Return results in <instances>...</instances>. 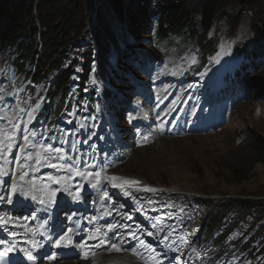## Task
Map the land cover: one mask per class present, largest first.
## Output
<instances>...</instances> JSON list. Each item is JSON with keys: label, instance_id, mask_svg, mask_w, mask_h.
<instances>
[{"label": "rangeland", "instance_id": "1", "mask_svg": "<svg viewBox=\"0 0 264 264\" xmlns=\"http://www.w3.org/2000/svg\"><path fill=\"white\" fill-rule=\"evenodd\" d=\"M53 1L58 3L60 0ZM69 1L77 3L80 8L75 12L76 17L68 19L71 15L60 16L53 9L51 16L54 22L49 23L52 29L55 27V31L63 26L66 33L69 32L63 69L75 70L78 75L82 54L91 50L87 55H91L94 61L93 71L88 76L90 83L84 85V92L94 91L99 101L104 91L112 93L106 105V114L100 115L97 122L102 132L109 129L113 133L111 141H101L100 148L95 146L96 153L91 152L88 157L89 152H86L83 160L80 155L76 158L82 161L85 168L93 170L88 176L95 175V181L94 176L89 178L94 181L93 186L102 185L101 188L109 191L123 192L122 195L110 192L114 203L123 197L129 200L137 196L146 201H160L161 207L183 205L180 203L184 202L190 210L186 219L177 224L179 227H173L165 234L163 228L156 227L162 216L166 215L150 214L143 220L142 229L146 234H149L150 227L154 229L155 232L151 233L160 237V245H154L152 253L148 255H144L138 245L126 254L137 256L136 260L145 264H210L217 256L229 262L234 255L233 240L251 227L253 232L260 228L261 239L247 249L242 248L237 258L241 259L240 264H248L247 255L252 248L255 260L264 258V116L261 117L262 110L264 115V67L248 73L246 77L243 73L236 77V69L244 63L238 49L241 45L251 46L256 39L254 25H263L264 0H231L223 5L222 9L237 19L234 23L228 19L213 21L205 33V38L212 41L213 53L204 54L199 45L191 41L166 56L156 49L153 38L156 23L153 20H147L144 26L132 24L131 11L142 0H124V5L130 3L127 5V9L131 7L130 10H126L118 0H113L114 3L111 0ZM120 5L123 9L121 16L118 10ZM36 6H33V11H36ZM152 7L142 6V9L150 11ZM41 13L43 17L44 11ZM74 19L76 26L79 23V29L73 23ZM38 20L37 28L44 29L41 19ZM99 35L108 44L103 56L97 51ZM193 56L197 61L195 64L191 63ZM10 60L0 55V144L7 141L6 137L9 136L6 146L9 168L12 171L23 168L21 160L27 158L34 172L40 171V165L51 168V172L59 169L73 171L74 155L66 148H58L60 151L56 152L50 145L43 147L44 140L36 133L40 129L36 118L41 112L43 99L30 102L47 86L41 84L27 89L29 80L16 76ZM261 61H264V57ZM101 67L104 68V79L98 78L97 71ZM192 67L196 70L201 67L198 74L204 76L203 97L209 94V85L219 81L223 91L250 92V101L244 103L258 104L256 107L259 106L260 115L250 112L248 106L241 103L232 111L233 115L227 122H215L218 113L214 108L212 116L207 115L206 128L192 132L177 123L176 128L172 129L173 115L179 118L185 111L186 116H190L196 110L190 102V87L185 85L182 91L180 82ZM28 69H31L30 66ZM225 72L229 73L224 75ZM58 75L57 69L50 71L53 79ZM79 84L80 78L76 76L68 90L75 93L80 88ZM224 84L228 87L224 88ZM17 101H23V106L18 109L15 105ZM171 104L176 105L172 112L169 110ZM251 107L256 111L255 105ZM83 108L87 114V105ZM148 113L153 115L159 132L169 140L163 143L156 141L145 152H138L144 148L133 151L132 142L141 127L137 125L138 120L136 125L132 120L144 117L139 124L150 132L146 135L150 137L155 125ZM76 118V109H73L66 112L63 118L58 117L52 127L66 129L69 133L73 126L71 120ZM237 122L239 125L235 127ZM230 126H233L232 129ZM101 136V133L96 135V143ZM78 137L81 138L80 135ZM26 148L32 150L26 152ZM118 163L119 166L115 168ZM108 174L115 177L120 175L122 179L117 183ZM125 180L139 183L126 184ZM114 184L121 186L114 187ZM150 188L154 189L151 193L147 190ZM161 192L170 195L160 196ZM148 204L153 206V203ZM221 209L226 210L224 215L232 216V222L229 230L223 233L226 235L221 237L218 247H212L210 243L220 233L215 230L213 235L206 236L205 230L212 227L211 218ZM191 219L192 222H189ZM150 220L154 222L153 226ZM176 220L174 216L161 223L168 229ZM144 242L147 243V239Z\"/></svg>", "mask_w": 264, "mask_h": 264}, {"label": "trees", "instance_id": "2", "mask_svg": "<svg viewBox=\"0 0 264 264\" xmlns=\"http://www.w3.org/2000/svg\"><path fill=\"white\" fill-rule=\"evenodd\" d=\"M111 1L114 3L113 0ZM119 1L124 5V0ZM230 1L155 0L152 3L153 0H142L131 11L132 24L144 26L147 20H153L156 23L153 31L156 49L164 56L191 41L196 42L204 54H211L215 51L214 46L210 39L205 38V33L210 29L214 20L228 19L231 23L236 21L237 17L230 16L222 9L223 5ZM128 4L130 3L124 5L126 10L131 8L127 9ZM35 5L37 9L33 11ZM151 5L152 9L146 11L145 9ZM77 6V3L74 4L69 0H60L58 3H54L53 0L37 2L36 0H0V55L6 53L9 55L4 57L11 59L16 75H25L27 79L32 80L33 84H40L53 79L50 77L51 70L59 71L56 79L50 83L47 82L49 84L46 91L38 95L44 99L41 112L36 118L40 125L36 133L40 139L44 140L43 146L50 145L54 149L66 148L74 156H77L81 149L89 150L90 145L94 144L96 134L100 130L96 128L97 121L100 115L106 114V105L112 96V93L106 90L101 94L99 102L94 91L84 92V85L90 83L88 76L93 71L94 61L91 55H87L91 50L87 54L85 52L82 54L81 71L78 75L75 70L63 69L65 49H67L70 36L63 26L55 31V27L52 29L49 25L54 22L51 10L54 9L60 16L69 17L71 15L68 19L73 20V17H76L75 12L80 9ZM142 6L146 8L142 9ZM118 10L121 16L123 14L121 5ZM41 11H44L43 17ZM38 19H41L44 29L37 28ZM73 23L76 26L75 19ZM77 24L76 28L79 29V23ZM254 28L256 32V39L253 42L256 45L255 50L258 48L264 50V21L262 26L256 24ZM106 43L104 37L99 35L97 49L99 55L103 56L105 46H108ZM239 51L245 59L255 56L254 50L248 45H241ZM29 66L31 70H28ZM97 74L99 79H104V68L101 67ZM76 76L80 78V88L72 94L68 88ZM85 105L88 107L87 114L83 110ZM73 109H76L77 118L73 120L75 126H72L70 133L67 134L62 128H51L58 117L63 118L66 112H71ZM84 115H86L85 119H83ZM78 135L81 136L80 139ZM82 137L85 139L84 142ZM252 145L255 146L254 143ZM220 211L224 215L226 210L221 209Z\"/></svg>", "mask_w": 264, "mask_h": 264}, {"label": "bare ground", "instance_id": "3", "mask_svg": "<svg viewBox=\"0 0 264 264\" xmlns=\"http://www.w3.org/2000/svg\"><path fill=\"white\" fill-rule=\"evenodd\" d=\"M133 39V38H132ZM128 41V40H127ZM245 73L244 75H246ZM250 95V94H249ZM245 97L244 94L236 93L234 95V100H237L239 98ZM248 100L251 98V96H247ZM247 102V101H246ZM241 105H247L250 112L255 113L256 111L254 108H249L250 106L256 107L258 104H253V103H242ZM239 106V105H238ZM263 110L261 111V117L264 116ZM149 118H151L154 121L155 128L152 127L151 131V136L146 137L150 132L146 131L144 128H141L137 134L134 136L133 140V151L142 150L138 152H145L146 150L150 149L152 145L155 144L156 141H160V143L165 142L166 140H169L164 137L163 133L159 132L158 127L156 126V121L153 119V115L151 113L147 114ZM241 118V116L239 117ZM144 117L139 116L137 119L132 120L134 125H136V121L138 120L137 124H139L141 121H144ZM242 120V119H241ZM174 121V126L177 125V120ZM227 122L228 120H224ZM241 123V122H240ZM238 122L236 123L235 127L238 126ZM153 126V125H152ZM151 127V126H150ZM148 127V128H150ZM233 126H230L232 129ZM264 127V125H262ZM7 141L9 140V136L6 137ZM7 141H2L0 144V205L5 204V203H17V202H31L32 203H47L49 204L50 202L53 205H61V202L63 199H66L67 197V192L70 191L71 186L69 184V179L67 178L68 176V171H63L61 169L55 170L51 172V168H45L41 167L40 165V171L38 173L33 172L32 167H29V163L25 158H22L21 164H24L23 168H17L16 170L12 171L8 166L9 163L7 162V157H6V146H7ZM151 146V147H149ZM146 147V148H145ZM32 150L31 148H26L25 151L28 152ZM166 151V150H165ZM161 152V151H160ZM120 163L115 165V168L119 166ZM25 171H29L27 175H24ZM88 171V170H87ZM54 174L56 178H59L56 182L53 180L47 179L49 175ZM114 174H108L107 176L113 177ZM117 177H120L118 175ZM42 182H47L49 183V188H45L41 185ZM117 183L119 180L116 181ZM92 180L91 179H85L82 176H78L76 178V181L74 182V186H77L80 184L81 186V192L78 193L79 197L78 199L87 201L88 196L94 191L97 192L99 190L98 187H93L91 190L89 189V186L92 185ZM76 184V185H75ZM9 187V188H8ZM152 189V188H150ZM15 190V191H13ZM55 191L52 193V191ZM111 192V190H110ZM117 192V191H115ZM127 192V191H126ZM152 191H149L151 193ZM175 192V191H174ZM54 194V195H53ZM170 193L168 192H161L160 196H168ZM147 202V204H146ZM148 203H153L152 206L154 209L157 207L155 204V201H146L143 199H140L136 205H133L130 207V202L129 200H126L124 197L120 199L117 202V205L119 206V210H117V213H121L123 210H128V209H140V214H145L148 213V209L150 208ZM28 204V203H25ZM123 204L124 207H121ZM138 218H140L138 216ZM146 218V217H145ZM142 220V218H140ZM139 228L134 229L135 232H138ZM147 239V243H144L143 241ZM141 244L144 246V253H150L152 251V244L158 245L159 239L155 238L152 233L151 235L149 234H144L142 233L141 239H140ZM175 254H178L175 252ZM67 264H80L76 262H71ZM94 264H145L143 262H137L133 256L130 255H114V256H108L105 255L101 259L97 260Z\"/></svg>", "mask_w": 264, "mask_h": 264}, {"label": "snow or ice", "instance_id": "4", "mask_svg": "<svg viewBox=\"0 0 264 264\" xmlns=\"http://www.w3.org/2000/svg\"><path fill=\"white\" fill-rule=\"evenodd\" d=\"M197 61H196V58L193 56L192 58H191V63L192 64H195ZM25 139H27V137H25ZM46 151L47 150H49V149H45ZM55 151L56 152H59L60 151V149H55ZM53 167H55V165H53ZM78 175L80 174V173H77ZM111 179L113 180V181H117V180H120V179H122V178H120V177H115V176H113V177H111ZM124 183H126V184H137V183H139L138 181H127V180H125L124 181ZM114 187H119V186H121V185H117V184H114L113 185ZM148 191H154V189H147ZM13 191H15V190H13ZM54 195V194H53ZM41 203H43V201H41ZM6 223V222H5ZM70 232H72V229L70 228V229H68V233H70ZM149 235H151V233H149ZM133 236H134V234H133ZM89 239H95V237H89ZM0 243H3V241H0ZM71 243V241H70V238H68V236H67V233L65 234V236H62V237H60L57 241H56V246L59 248V247H67L69 244ZM107 243H109L108 241H106V240H103V239H101L100 241H99V246H103V245H105V244H107ZM76 247H83V244H80V245H76ZM110 249H112V250H116V251H120V248H118L117 247V245L115 244V243H111L110 244ZM8 251H10V249H8ZM6 253H4V252H0V256H3V255H5ZM89 252H86L85 254H84V258L85 259H87L88 257H89ZM92 255H94V253H91ZM27 258L29 259V260H33L34 259V257H33V255L29 252V253H27ZM54 257L53 256H49L48 257V259L49 260H51V259H53Z\"/></svg>", "mask_w": 264, "mask_h": 264}]
</instances>
